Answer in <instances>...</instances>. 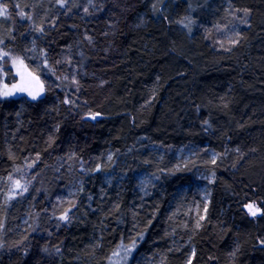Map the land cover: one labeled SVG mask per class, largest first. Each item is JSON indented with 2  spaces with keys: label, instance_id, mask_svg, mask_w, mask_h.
Wrapping results in <instances>:
<instances>
[{
  "label": "trees",
  "instance_id": "obj_1",
  "mask_svg": "<svg viewBox=\"0 0 264 264\" xmlns=\"http://www.w3.org/2000/svg\"><path fill=\"white\" fill-rule=\"evenodd\" d=\"M62 2L0 0V264H264V0Z\"/></svg>",
  "mask_w": 264,
  "mask_h": 264
},
{
  "label": "rangeland",
  "instance_id": "obj_2",
  "mask_svg": "<svg viewBox=\"0 0 264 264\" xmlns=\"http://www.w3.org/2000/svg\"><path fill=\"white\" fill-rule=\"evenodd\" d=\"M90 2V1H89ZM88 2V3H89ZM20 72L21 73V76H22V79L20 80L21 83H19L16 87H13L11 88L12 89V92L13 93H16V94H19L20 93V89H24L22 91L23 94H26L28 96H33L35 94H37L40 90V85L35 81V77L31 74H27L26 72H24L23 69H20ZM31 93V94H30ZM90 117H96L95 115H92ZM192 148L191 146H183V147H179L176 151V155L177 156H182L184 159L185 158H188L189 155L192 154ZM147 172H144L142 171L141 173L138 172V174H136L135 178H136V181H137V188L143 193H147V192H150V189H153L156 187V185H158V182H157V177L153 174H150V173H147ZM213 173L212 172H209V171H206V170H201L199 172H197V181L191 183L190 185L186 186L185 187V190H189L190 188H192V192L194 193H197L199 194V196L204 200V201H207L208 199V196H209V190H210V185H208L212 180H213ZM111 175L109 173H107L106 175V178L107 180H109V177ZM153 176V177H152ZM207 180H206V179ZM203 179V180H201ZM206 180V181H205ZM154 182V183H153ZM209 182V183H208ZM77 184H78V181L75 183L73 182L72 184H70L68 186V189H67V193H71L72 191H76L77 190ZM155 184V185H154ZM152 187V188H151ZM5 198V193L2 191H0V201H2L3 199ZM249 204H253L255 208H258L260 210V208L253 202H249L247 203L244 208L245 210L248 212V215L251 216V217H256L257 215L260 214L261 210L257 213L256 216H252L249 214V211H248V208H247V205ZM123 250V248H119L116 252V255H114L111 259V262L110 264H118L120 263V259L123 261V264L124 262L126 263V256H129V250L124 248V251L125 252H119ZM128 252V254L126 255V253ZM119 253H121L120 255H118ZM118 257V260L117 257ZM122 257V258H121ZM116 258V259H115ZM142 260V259H141ZM143 261V264H147L149 262V264H153L152 261L150 260H142ZM142 261L139 260L138 258V262L140 264H142ZM122 263V262H121ZM120 263V264H121Z\"/></svg>",
  "mask_w": 264,
  "mask_h": 264
},
{
  "label": "snow or ice",
  "instance_id": "obj_3",
  "mask_svg": "<svg viewBox=\"0 0 264 264\" xmlns=\"http://www.w3.org/2000/svg\"><path fill=\"white\" fill-rule=\"evenodd\" d=\"M61 6H63L62 0H61ZM6 14H7L6 6H0V16L6 15ZM39 30L40 29H38V31ZM4 55H7V53H5ZM20 90L23 91L24 89L21 88ZM0 94H2L4 96H7V95H11L12 93L9 92V91H4L3 93H0ZM33 99H35V95H33ZM17 186H19V185H17ZM247 208H248L249 214L252 215V216H256L257 213L260 211L258 208H255L253 204L247 205ZM61 219H65V217H61Z\"/></svg>",
  "mask_w": 264,
  "mask_h": 264
},
{
  "label": "bare ground",
  "instance_id": "obj_4",
  "mask_svg": "<svg viewBox=\"0 0 264 264\" xmlns=\"http://www.w3.org/2000/svg\"><path fill=\"white\" fill-rule=\"evenodd\" d=\"M116 167L118 168V166H116ZM141 169H142V168H141ZM19 170H20V169H19ZM133 171H134V170H133ZM133 171H132V172H133ZM140 171H141V170H140ZM112 172H113V171H112ZM141 172H142V171H141ZM141 172H140V173H141ZM144 172H145V171H144ZM128 173H129V172H128ZM130 173H131V171H130ZM148 173H150V172H148ZM113 174H114V172H113ZM115 174H116V173H115ZM115 174H114V175H115ZM132 174H133V173H132ZM137 174H138V172H137ZM146 174H147V173H146ZM14 175H15V174H14ZM125 175H126V174H125ZM212 175H213V174H212ZM116 176H117V175H116ZM123 176H124V175H123ZM133 176H134V174H133ZM131 177H132V176H131ZM136 177H137V176H136ZM152 177H153V176H152ZM197 177H198V176H197ZM18 178H20V177H18ZM18 178L15 179V180H18ZM156 179H157V178H156ZM197 179H198V178H197ZM205 179H206V178H205ZM198 180H199V179H198ZM201 180H203V179H201ZM206 180H207V179H206ZM206 180H205V181H206ZM11 182H13V181H11ZM157 182H158V180H157ZM153 183H154V182H153ZM208 183H209V182H208ZM12 184H13V183H12ZM158 184H159V183H158ZM154 185H155V184H154ZM208 185H209V184H208ZM6 187H7V186H6ZM6 187H5V188H6ZM5 188H4V189H5ZM151 188H152V187H151ZM4 189H3V192L6 193V194H9V190H4ZM183 200H184V199H183ZM189 200H190V199H189ZM208 200H209V199H208ZM204 203H205V202H204ZM256 204H257V203H256ZM204 205H205V204H204ZM205 208H206V207H205ZM203 210H204V209H203ZM202 213H203V212H202ZM246 213H248V212H246ZM61 214H62V213H61ZM200 215H201V214H200ZM246 215H248V214H246ZM201 217H203V216H201ZM253 218H254V217H253ZM203 219H204V218H203ZM203 219H202V220H203ZM120 241H121V240H120ZM120 241H119V242H120ZM121 242H122V241H121ZM121 242H120V243H121ZM119 245H120V244H119ZM119 245H117V246H119ZM117 246H116V248H117ZM131 246H132V245L130 244V247H131ZM133 246H134V245H133ZM119 248H123L122 251L119 250V252H122V253H123V252H125V251H124V248H126V246H119ZM135 249H136V248H135ZM115 250H117V249H115ZM134 251H135V250L132 249V252H134ZM128 252H129V251H128ZM128 252L126 253V255L128 254ZM132 252H131V253H132ZM116 253H117V252L115 251V255H116ZM120 254H121V253H119L118 255H120ZM132 254H133V253H132ZM121 255H122V254H121ZM111 256H112V254H111ZM113 256H114V255H113ZM113 256H112V257H113ZM122 256H123V255H122ZM129 256H130V253H129ZM129 256H126L125 258H127V257H129ZM136 256H138V255H136ZM139 256H140V255H139ZM116 257H117V256H116ZM141 257H142V255H141ZM121 258H122V257H121ZM142 258H143V257H142ZM189 258H190V257H189ZM109 259H111V258H109ZM115 259H116V258H115ZM137 259H138V258H137ZM149 259H151V258H149ZM116 260H118V257H117ZM122 260H123V259H122ZM122 260L120 259V261L122 262V263L120 262L121 264H123V261H122ZM135 260H136V259H135ZM137 261H138V260H137ZM141 261H142V260H141ZM150 261H152V260H150ZM188 261H189V260H188ZM128 262H129V260H128ZM131 262H132V261H131ZM131 262H130V263H131ZM120 263H118V264H120ZM188 263H189V262H188ZM111 264H112V263H111ZM124 264H126V263L124 262ZM132 264H133V263H132ZM147 264H149V262H148Z\"/></svg>",
  "mask_w": 264,
  "mask_h": 264
}]
</instances>
